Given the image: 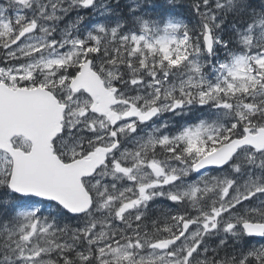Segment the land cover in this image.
<instances>
[{
  "label": "snow or ice",
  "instance_id": "obj_1",
  "mask_svg": "<svg viewBox=\"0 0 264 264\" xmlns=\"http://www.w3.org/2000/svg\"><path fill=\"white\" fill-rule=\"evenodd\" d=\"M0 264H264V0H0Z\"/></svg>",
  "mask_w": 264,
  "mask_h": 264
}]
</instances>
